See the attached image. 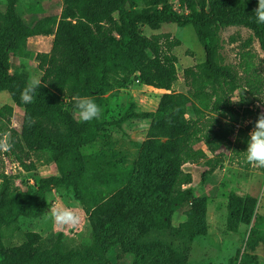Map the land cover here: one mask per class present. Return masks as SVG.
<instances>
[{
	"label": "trees",
	"instance_id": "16d2710c",
	"mask_svg": "<svg viewBox=\"0 0 264 264\" xmlns=\"http://www.w3.org/2000/svg\"><path fill=\"white\" fill-rule=\"evenodd\" d=\"M17 1L6 0L5 11H0V90H7L13 104L24 110L21 141L31 150L49 149L58 174L40 178L37 187L25 193H14L12 177L3 175L0 264H109L107 253L115 250L116 259L132 253L146 264H188L204 201L192 199V187L177 188L178 181L184 163L217 161L215 154L208 157L202 147H194L201 140L198 119L228 118L225 132L234 133L240 116H251L252 123L236 131L240 136L258 117L248 107L240 112L231 105L237 75L223 62L219 51L221 29L244 26L252 33L249 40L256 39L264 52V24L256 22L254 12L257 0H180L186 13H179L171 0H142L140 7L133 0H63L58 16L34 25L18 16ZM166 23L192 25L204 49L205 60L183 70L187 92L172 89L178 79V58L171 49L179 40L163 46L157 37L149 38L141 31V26L157 30ZM36 34L53 35L52 48L50 53L39 55L42 87L33 102L25 104L20 92L28 79L25 74L10 72V52H27V38ZM135 80L165 91L154 110L135 111L130 104L116 120L99 117L81 122L74 116L75 96H91L102 108L106 92ZM247 84V92L255 95L257 82L247 80ZM256 99L261 98L253 96L245 104ZM4 110L11 113L12 107L4 105L0 116ZM188 110L194 117L186 116ZM129 119L149 120L143 141L149 155L146 177L129 178L123 187L102 194L86 208L94 227L92 244L71 249L62 242L63 233L47 242L38 232L29 231L20 244L7 245L3 226L13 225L20 216L41 217L49 207L52 188L79 186L87 162L80 148L93 143L104 126L120 125ZM225 137L214 131L212 138L206 135L204 146L217 152V143ZM209 172L204 171L203 180ZM189 199L186 219L174 226L173 214ZM256 203V197L250 194L231 190L227 196V230L237 232L240 224H253L244 250L254 251L264 244V225L254 218ZM240 261L257 264L248 253H243Z\"/></svg>",
	"mask_w": 264,
	"mask_h": 264
},
{
	"label": "rangeland",
	"instance_id": "374dc122",
	"mask_svg": "<svg viewBox=\"0 0 264 264\" xmlns=\"http://www.w3.org/2000/svg\"><path fill=\"white\" fill-rule=\"evenodd\" d=\"M133 1L137 7L143 5L142 0ZM171 2L179 13L188 11L181 6L180 0ZM6 4V0H0L1 12L5 11ZM62 6L63 0H18L16 12L19 17L34 25L58 16ZM141 31L149 38L157 37L163 46L179 40V44L171 49L178 58V79L172 89L187 92L183 70L205 60L204 49L193 26L181 27L175 23H166L157 30L141 26ZM251 37V31L244 26H229L220 31L219 51L223 62L237 75L238 86L236 94L233 95L236 98L243 97V103L250 101L253 96L264 100V52L256 39L249 40ZM52 39L53 35L50 34L30 35L27 38V52H10V72L25 74L28 81L33 75L42 77L39 55L51 52ZM247 80L257 82L258 90L255 95L247 92ZM163 92V89L144 85L138 80L132 81L123 88L106 92L100 118L107 121L116 120L130 104L134 105L135 111L154 110ZM6 104L12 107V111L9 113L4 110V115L0 116V138L7 136L13 146L9 151L0 150V182L3 175L11 176L13 192L25 193L35 189V183L40 178L56 175L58 170L49 149L31 150L23 140L21 141L24 110L13 104L8 91L2 89L0 109ZM74 116L79 118L75 111ZM186 116L194 117L192 110H188ZM226 121L228 118L212 119L209 116L197 120L198 137L201 140L194 144L195 148L205 147L206 135L212 138L214 131L226 137L217 143L215 164H207L204 160L197 163L186 162L182 166L183 174L178 181L177 188L192 187V199L202 198L204 201L203 208L198 212L196 234L188 253V264H246L240 261L243 253L254 257L257 264H264V244H259L254 251L244 250V242L252 223L240 224L237 232H230L226 228V202L231 190L240 195L250 194L256 197L254 218L264 225V168L252 166L247 162L244 152L247 149V133L240 136L236 131L226 133ZM148 127L147 119H129L120 125L104 126L93 143L80 148L82 155L87 157V162L79 186L52 188L48 193L49 207L41 217L20 216L13 225L3 226L6 244H20L26 232L35 231L47 242L58 233H63L62 242L71 249L90 246L93 242L94 227L86 214V208L92 201L99 200L102 194L107 195L123 187L133 176L145 179L144 170L149 155L144 151L143 141ZM207 170L210 172L203 180L202 174ZM188 175L190 182L187 181ZM28 177H32L33 184L29 183ZM192 199L184 202L175 211L172 217L174 226L186 219V211L191 207ZM65 206L76 210L81 217L80 223L74 228L53 224L52 212ZM116 253V250L107 253L109 264H146L132 253L121 254L120 258L116 259Z\"/></svg>",
	"mask_w": 264,
	"mask_h": 264
},
{
	"label": "clouds",
	"instance_id": "9594fccd",
	"mask_svg": "<svg viewBox=\"0 0 264 264\" xmlns=\"http://www.w3.org/2000/svg\"><path fill=\"white\" fill-rule=\"evenodd\" d=\"M256 22L264 24V0H257V7L254 9ZM46 86V85H43ZM42 87V78L33 75L29 78L25 87L20 92V100L25 104L33 102L37 89ZM73 105L76 114L81 122H90L102 114V108L91 96H75ZM247 142L246 160L255 167L264 168V112L258 114L253 128L249 132ZM12 143L7 136L0 138V150L9 151ZM51 219L54 225L74 228L80 223V215L71 207H60L52 212Z\"/></svg>",
	"mask_w": 264,
	"mask_h": 264
},
{
	"label": "built area",
	"instance_id": "2783aa9c",
	"mask_svg": "<svg viewBox=\"0 0 264 264\" xmlns=\"http://www.w3.org/2000/svg\"><path fill=\"white\" fill-rule=\"evenodd\" d=\"M233 94H236V90L231 94L230 102L233 108L237 109L238 111L241 112L245 107H248L251 111L257 114L264 112V100L256 99L251 101L248 105H246L245 103H243V97L239 96V98H236L235 95ZM252 119L253 118L251 116L243 117L241 115L239 121L235 124V131H238L240 128H245L246 126H248L250 123H252ZM252 128L253 126H251L247 132L248 139H249L248 134ZM202 148L208 157H212L214 154L217 153V152H213V153L210 152L206 147H202ZM28 181L31 184H33L34 182L32 177H28ZM37 184L38 182L36 181L35 183L36 187Z\"/></svg>",
	"mask_w": 264,
	"mask_h": 264
}]
</instances>
